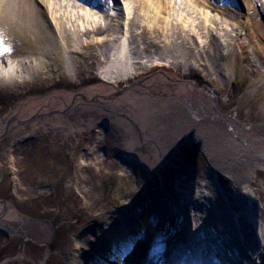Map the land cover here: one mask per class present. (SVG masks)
<instances>
[{"label": "bare ground", "instance_id": "obj_1", "mask_svg": "<svg viewBox=\"0 0 264 264\" xmlns=\"http://www.w3.org/2000/svg\"><path fill=\"white\" fill-rule=\"evenodd\" d=\"M114 1L115 17L108 12L109 0H0V29L6 28L5 33L21 44L33 41L30 45L41 42L43 46L42 52L31 56L0 52V80L15 81L33 74L47 55L59 48L65 50L67 58L95 49L98 61L103 59L105 64L99 70V88L60 90L18 105L1 122L0 140L7 135L13 139L27 125L33 130L40 125V128L61 129L70 134L76 129L88 133L97 125L115 126L128 137L126 149L137 153L140 161L160 172L163 166L168 168L181 143L198 141L217 174L227 175L243 200L246 194H251L256 171L264 170V125L243 124L236 111H223L213 93L186 77L192 76L193 71L199 73L202 68H209L204 54L215 50V39L216 50L224 60L223 43L216 31L226 36L227 49L234 55V42L244 33L264 38L260 24L236 20L237 17L216 0H124V7L121 0ZM84 39L89 41L84 43ZM116 42L119 45H115ZM178 47L184 50L183 54ZM240 48L247 69L257 77L244 94L252 96L255 87L264 86V78L256 73L255 61L243 50L246 47L241 45ZM223 65L229 72L231 66ZM121 81L134 83L118 89L116 85ZM262 109L264 111V106ZM206 189L220 198L221 209H224L221 195L210 187ZM185 195L186 202L194 209L209 205L203 191L194 190ZM230 199L237 209L238 204H233L236 198L230 195ZM10 206L4 216L2 208L5 206H0V225L10 233L23 234L26 238L31 235L41 242H48L54 236L50 226L33 222ZM208 209L213 212L210 205ZM258 211L261 224L264 209L258 208ZM143 217L147 227L145 235L151 237L154 226L148 220L149 212H143ZM228 221L225 218V222ZM263 227L261 224L262 241ZM125 229V225L112 226L110 232L115 238V233L122 234ZM244 230L248 237L252 236L249 224L240 229ZM90 242L98 244L104 256L119 258L105 234L96 231L91 239L77 242L73 264H85L83 254L92 250ZM144 248V244H140L135 255L140 256ZM133 259L136 264L135 257ZM123 263L130 264L128 259Z\"/></svg>", "mask_w": 264, "mask_h": 264}, {"label": "rangeland", "instance_id": "obj_2", "mask_svg": "<svg viewBox=\"0 0 264 264\" xmlns=\"http://www.w3.org/2000/svg\"><path fill=\"white\" fill-rule=\"evenodd\" d=\"M124 3L121 0V7ZM220 5L238 21L260 24L264 37V0H237V4ZM111 10L108 8L110 14ZM5 30L3 26L0 29V49L8 48L10 51L3 54L31 56L42 52L41 42L21 44ZM215 33L223 43L224 60L216 50L215 39V50L204 54L209 68H202L199 73L193 71L192 76L187 75L186 78L206 88L211 95L214 92L212 96L222 110L228 113L236 111L243 124L264 125V86L255 87L252 96H244L257 77L247 69L240 48L241 45L246 47L243 50L249 53L250 60L255 61L256 73L264 78V38L257 34L252 38L244 33L234 42L235 53L232 55L227 49L226 36L219 31ZM87 41L84 39V43ZM191 41L194 42L193 39ZM178 48L183 54L184 50ZM57 50L47 55L43 65L33 74L15 81L0 80V134L4 117L21 103L41 99L60 90L79 91L87 86L99 88V70L105 64L103 59L98 61L95 49L72 58H67L64 49ZM83 52L86 53L85 50ZM224 63L231 66L229 72L225 70ZM133 83L123 81L116 86L123 89ZM86 132L76 129L70 134L66 130L40 128V125L33 130L28 125L13 139L6 136L0 141L3 169L0 198L9 201L30 220L41 222L53 218L57 227L53 239L46 244L31 235L25 239L26 235L10 233L0 225V264H73L78 241L91 239L96 231H105L106 225L115 220H128L132 215L139 219L146 211L149 212L150 225L154 226L153 247L156 252L153 255L157 256V251L163 248V240L182 234L180 228H175L178 218L186 216V226L192 223L194 214L185 204L184 192H205L215 208L220 203L206 187L218 194L220 192L230 207L228 198L231 194L240 198L234 182L227 175L215 173V167L200 143L183 142L170 166L156 172L140 161L137 153L126 149L128 137L115 126L97 125ZM253 181L250 192L255 202L250 204L249 194L243 200H237L247 215L249 210L259 214L258 208L264 209V171L257 170ZM220 182L226 189L221 190ZM174 204L177 205L173 209ZM173 213L177 218H172ZM168 215L173 220L170 221ZM261 224L264 226V216ZM251 251L248 252L254 253ZM246 263L253 264L249 260Z\"/></svg>", "mask_w": 264, "mask_h": 264}, {"label": "snow or ice", "instance_id": "obj_3", "mask_svg": "<svg viewBox=\"0 0 264 264\" xmlns=\"http://www.w3.org/2000/svg\"><path fill=\"white\" fill-rule=\"evenodd\" d=\"M8 51H10V49H8V48L0 49V52H4V53H6V52H8Z\"/></svg>", "mask_w": 264, "mask_h": 264}, {"label": "water", "instance_id": "obj_4", "mask_svg": "<svg viewBox=\"0 0 264 264\" xmlns=\"http://www.w3.org/2000/svg\"><path fill=\"white\" fill-rule=\"evenodd\" d=\"M0 178H1V169H0Z\"/></svg>", "mask_w": 264, "mask_h": 264}]
</instances>
